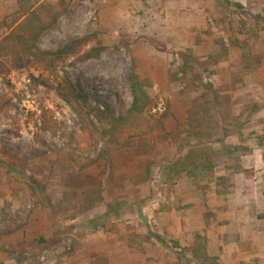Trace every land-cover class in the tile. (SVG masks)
Listing matches in <instances>:
<instances>
[{
  "label": "rangeland",
  "instance_id": "1",
  "mask_svg": "<svg viewBox=\"0 0 264 264\" xmlns=\"http://www.w3.org/2000/svg\"><path fill=\"white\" fill-rule=\"evenodd\" d=\"M43 3L57 18L30 52H55L87 36L94 42L85 50L100 43L105 52L85 63L69 58L53 73L4 61L0 264H173L196 234L204 239L205 264H264V224L256 225L253 243L246 240L249 225L229 223L243 220L249 203L264 211V0ZM13 5L0 0V23L15 16ZM7 34L0 29V38ZM183 56L195 58L192 70L184 69ZM130 73L148 84L152 104L127 116ZM41 77L50 89L34 82ZM66 81L86 103L61 100L57 89ZM191 102L199 116H213L201 133L245 148L244 173L229 179L227 194L217 192L222 168L193 180L171 170L196 146L185 136ZM29 178L43 185L48 201L41 194L36 201ZM39 237L60 245L40 251L33 242ZM14 244L25 248L22 256ZM197 259L186 254L180 264H201Z\"/></svg>",
  "mask_w": 264,
  "mask_h": 264
},
{
  "label": "trees",
  "instance_id": "2",
  "mask_svg": "<svg viewBox=\"0 0 264 264\" xmlns=\"http://www.w3.org/2000/svg\"><path fill=\"white\" fill-rule=\"evenodd\" d=\"M13 3V7L15 9L13 13H15V16L12 14L9 16L6 15L4 17L5 21L0 23V29H5L8 31L7 35L0 38V77L9 73V70H7L4 65L6 57L11 58L10 61L12 62L13 68L15 69L19 70L20 68L25 67V69L28 70L30 67L37 65L43 66L45 69H47V71L53 73L55 68L60 63L66 61L69 58H73L75 63H85L90 60L98 59V57L105 52V48L99 47L100 43H97L96 46H91L89 49L85 50V46L94 42L93 36L73 39L69 41L68 44H66L63 48L55 52H38L35 54L30 52L35 40L42 33L50 29L55 23L54 21L55 18H57V14H55L54 11L46 12L43 0H13ZM44 15L45 19L42 18ZM241 23L242 25H247V23ZM7 51H11L12 54L5 55V52ZM245 53L246 57L250 56L246 50ZM251 58L255 59L252 56ZM195 61V58L192 56H183L184 65L188 64V66H185L184 69L186 70V68L190 65L192 67H190V70H192V65ZM128 80L129 90L133 96V102L127 116L141 113L144 109L151 106L152 104V100L149 97L148 84L146 85L145 82L139 80L133 73L128 75ZM34 82L37 83V85H42L45 88L50 89L48 80L42 77L35 79ZM195 82L196 81H194V83L192 82V87H196L197 83ZM57 91L61 100L67 104L71 103L72 98L77 99L79 97L83 103H86V95L79 94L70 82L66 81L65 86L63 88L59 87ZM197 107L198 104L196 105L191 102L186 118V127L188 131H185V136L193 140L196 146H193L191 149H189L185 157L177 158L175 162L172 163L171 170L172 172H183L187 177L193 180L196 176L207 178L213 170L215 171L216 168H222L225 172V176H219L215 179L216 185L219 188V191L217 192L219 194H227L229 188L231 187L229 179L234 178V176L237 174L244 173V168L241 166L239 155H241L240 152H243L245 148L242 144H239L237 147L225 145L222 139L214 137L210 133H201L202 131L200 128L203 123L206 120L213 121V116L208 117L209 114H206L205 116H199L196 111ZM246 121L247 120H243L237 125L240 127L242 124H245ZM216 124L218 125V122H216ZM191 129H196V131H189ZM237 138L239 141H243V143L245 142L242 136L238 135ZM208 140L213 141L212 143H208ZM215 143L224 145H221L219 149H213L211 146ZM3 154L15 159V156L13 154H9L8 150H4ZM28 184L30 185L29 188H31L32 193H35L36 201L37 199L39 201V194L43 195L45 192L43 185H40L32 178L28 179ZM101 186L100 189L103 190ZM64 189L70 191V186H65ZM64 196L68 197L69 195L65 194ZM43 200L48 201L45 195H43ZM259 219L262 220V217ZM33 242L36 243V246H41L39 247L40 251H45L47 253L52 252L54 250L53 248L59 247L60 245L58 240L46 239L43 237L33 239ZM203 242L204 239L196 234L192 249H181L179 252L175 253V262L173 264H180L182 258L185 257L186 254H194V252L196 259L198 258L199 253H201V255L204 254L203 257L201 256V259L197 260L201 264H205V261L208 259V255L205 253V245ZM13 246L15 248V255L22 256L24 251H26L23 247L17 249V244H14Z\"/></svg>",
  "mask_w": 264,
  "mask_h": 264
},
{
  "label": "crops",
  "instance_id": "3",
  "mask_svg": "<svg viewBox=\"0 0 264 264\" xmlns=\"http://www.w3.org/2000/svg\"><path fill=\"white\" fill-rule=\"evenodd\" d=\"M251 205V207H248V210L245 214V218L243 220H239L238 219V216H236L234 219H233V222H229V223H234V224H239V223H242L245 224V225H249L246 229V240L247 241H251V242H255V240L257 239V236H256V233L257 232V227L256 225L259 224V223H263L264 224V211H258L257 209L253 208L252 206L253 203H249ZM259 209H262V208H259ZM262 217V220L259 222V218ZM231 230H232V227L230 228V232H225V233H228V235H232L231 233ZM264 232V231H263ZM263 238H264V234H263ZM240 239V238H235V245L238 246L237 244V240ZM241 253H244V252H241ZM253 253H260V252H257L255 250H253V252H251V254L253 255ZM253 257H257L256 255L253 256ZM254 259H257V258H254Z\"/></svg>",
  "mask_w": 264,
  "mask_h": 264
}]
</instances>
